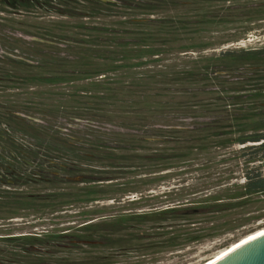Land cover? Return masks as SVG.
<instances>
[{
  "label": "rangeland",
  "instance_id": "374dc122",
  "mask_svg": "<svg viewBox=\"0 0 264 264\" xmlns=\"http://www.w3.org/2000/svg\"><path fill=\"white\" fill-rule=\"evenodd\" d=\"M259 2L264 0L0 2V264H92L94 257L108 255V264H205L240 239L264 230L261 193L227 212L190 218L188 232L197 239L180 238L174 247L158 243L183 231L157 228L153 221L133 230L136 238H120L119 251L51 247L69 237L87 236L84 229L107 214L236 203L244 199L237 193L246 173L256 170L264 177V146L259 143H214L206 150L190 144L188 151L162 152L184 156H169L148 169L129 167L144 165L140 160H114L106 166L100 161L91 164L86 156L93 143L115 139L107 135L111 130L153 115L155 101L172 103L166 92L159 99L153 96L168 87L160 72L180 71L190 65L184 61L190 56L264 48V15L187 24L203 13L219 16L226 7ZM172 27L175 34L167 32ZM241 28L248 29L244 35ZM201 41L210 46L181 53L187 54L181 60L176 52L165 51L171 44ZM181 96L178 93L173 102ZM118 151L113 157L118 158ZM122 153L143 155L146 150ZM74 161L82 170L98 172L90 174L97 181L61 182V175L75 173ZM105 170L113 172L100 174ZM140 234L143 238L137 239ZM25 236L40 241H10ZM29 244L41 251L20 263L10 259L9 251Z\"/></svg>",
  "mask_w": 264,
  "mask_h": 264
},
{
  "label": "trees",
  "instance_id": "16d2710c",
  "mask_svg": "<svg viewBox=\"0 0 264 264\" xmlns=\"http://www.w3.org/2000/svg\"><path fill=\"white\" fill-rule=\"evenodd\" d=\"M200 1L208 3L221 0ZM221 12L219 16L203 13L198 17H194L197 20L193 22L188 21L187 24L208 25L212 24V22L220 24L223 22L222 20L228 17L232 19L236 17L245 18L246 20L252 19L254 16L264 15V3H247L241 7H226ZM232 12H236L237 15H232ZM241 29L242 32L240 34L243 35L248 30L246 28ZM167 30L168 33H176L175 27ZM187 30L195 32L197 29L188 28ZM207 46L210 45L205 41H201L199 44H171L168 45L165 51H169V53L176 52V59L181 60L182 56L187 57V54L181 55V53L189 51L201 52ZM157 52L158 54L155 55L160 58L162 52L160 50ZM184 61L190 65H185L178 72L173 71V69H169L167 72H160L161 76L159 77L161 79L166 78L164 84H167L168 87L161 88V91L157 89V92L153 95L159 99L163 96V92H166L169 98L172 99V103L171 101H155V104H157L155 112L148 118L143 117V120L140 119L139 123H137L139 125L130 122L123 123L121 125L124 126L121 128L122 130L116 132L111 130L107 134L114 135L115 139L101 141L102 143L93 140L96 142L93 145L98 147H89V150L91 149L90 153L86 155L91 164L100 161L105 162L106 166H110L111 163L109 162L114 160L130 162L129 164L140 160L145 162L144 165H130L129 167L148 169L152 166V163L163 161L169 156H184L183 153L176 154L174 152L170 155L162 152L188 151L191 149L190 144L195 146V150H206L214 143L218 145L227 143H236L238 145L259 143L260 147L264 146V48L252 51H224L219 52L217 56L211 57L198 55L197 58H192L190 56ZM229 64H233V66ZM163 67L165 69L170 68L166 65H163ZM174 84H180L181 87L175 88L173 87ZM178 93L182 94L180 100L173 102ZM226 134L237 135L233 139L224 138ZM147 145H156V147L150 148ZM159 145H163V147H158ZM166 146L168 147L165 148ZM253 147L250 146V148ZM143 148L146 150V153L143 155H130L126 153L124 155L122 153L136 149L142 150ZM100 149L101 151H99ZM149 150L151 153H149ZM114 151H118V158L113 157ZM93 152L97 153V155H94L95 153ZM75 158L79 160L81 157L77 155ZM73 164L72 169L75 175L73 174L71 177H63L61 175L59 178L61 182L66 181L64 178L72 179L70 182L83 184L97 181L91 175L98 172L89 168L82 170L79 168L80 164L75 161ZM99 172H101L100 174H109L113 171L105 170ZM248 174L246 173L244 182L239 187L241 192L237 193L239 198L244 197V199L238 200L236 203L179 204L161 211L141 213L120 211L114 214H107L103 216L105 218L100 223L89 224L84 229L88 233L87 236L69 237L67 240L54 243L51 247L66 252H70L72 249L82 247L83 245L89 248L104 247L109 250L119 251L122 250V245H118L121 242L120 238H136L133 232L140 226H144V224L152 221L157 224V228H171L172 232L183 231L182 235L179 234L181 236L174 235L168 237L159 242V245L174 247L180 238L182 241L190 242L197 239L196 236L188 232L190 218L198 214L227 212L235 207L242 206L244 201H247V198L264 193V177L256 170H252ZM124 202L133 204V202L137 201ZM117 235H121V237L116 238ZM142 238V234L137 236V239ZM26 240L40 241L36 237L11 239L10 241L23 242ZM36 251L40 252L41 249L36 248L33 244L20 245L17 249L9 251V255L13 262L20 263L24 261V258L35 254ZM52 252L49 251V253ZM110 258L111 255L105 257L96 256L92 264H108Z\"/></svg>",
  "mask_w": 264,
  "mask_h": 264
},
{
  "label": "water",
  "instance_id": "95a60500",
  "mask_svg": "<svg viewBox=\"0 0 264 264\" xmlns=\"http://www.w3.org/2000/svg\"><path fill=\"white\" fill-rule=\"evenodd\" d=\"M213 264H264V234L239 245Z\"/></svg>",
  "mask_w": 264,
  "mask_h": 264
},
{
  "label": "bare ground",
  "instance_id": "6f19581e",
  "mask_svg": "<svg viewBox=\"0 0 264 264\" xmlns=\"http://www.w3.org/2000/svg\"><path fill=\"white\" fill-rule=\"evenodd\" d=\"M264 234V230L259 231L258 233L253 234V236H249L246 237V239H240V241H238L237 243H235L234 245H232L231 247H228L227 249L221 251L220 253H218V255H216L215 257H213L212 259H210L208 262H206L205 264H213L215 261H217L218 259H220L221 257H223L224 255H226L227 253H229L231 250H233L234 248L238 247L239 245L245 243L246 241H249L250 239H253L254 237H257L259 235Z\"/></svg>",
  "mask_w": 264,
  "mask_h": 264
},
{
  "label": "flooded vegetation",
  "instance_id": "af4514ba",
  "mask_svg": "<svg viewBox=\"0 0 264 264\" xmlns=\"http://www.w3.org/2000/svg\"><path fill=\"white\" fill-rule=\"evenodd\" d=\"M32 0H0V2H4V3H11V2H29Z\"/></svg>",
  "mask_w": 264,
  "mask_h": 264
}]
</instances>
